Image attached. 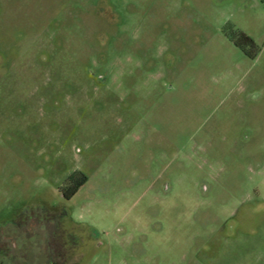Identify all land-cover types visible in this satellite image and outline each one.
I'll list each match as a JSON object with an SVG mask.
<instances>
[{
  "label": "rangeland",
  "instance_id": "rangeland-1",
  "mask_svg": "<svg viewBox=\"0 0 264 264\" xmlns=\"http://www.w3.org/2000/svg\"><path fill=\"white\" fill-rule=\"evenodd\" d=\"M0 264H264V0H0Z\"/></svg>",
  "mask_w": 264,
  "mask_h": 264
},
{
  "label": "trees",
  "instance_id": "trees-1",
  "mask_svg": "<svg viewBox=\"0 0 264 264\" xmlns=\"http://www.w3.org/2000/svg\"><path fill=\"white\" fill-rule=\"evenodd\" d=\"M233 45L239 49L250 59H255L258 54V49L254 41L248 36L240 33L238 37L232 39ZM72 182V191L70 193L63 192L66 199L76 194L79 188L86 182V178L81 175H73L68 178L67 183Z\"/></svg>",
  "mask_w": 264,
  "mask_h": 264
},
{
  "label": "flooded vegetation",
  "instance_id": "flooded-vegetation-1",
  "mask_svg": "<svg viewBox=\"0 0 264 264\" xmlns=\"http://www.w3.org/2000/svg\"><path fill=\"white\" fill-rule=\"evenodd\" d=\"M71 191H72V182H69V183L65 184V186L63 187V190H62V196L65 200H70L75 194L73 196H71L69 199H66L63 192L70 193Z\"/></svg>",
  "mask_w": 264,
  "mask_h": 264
}]
</instances>
